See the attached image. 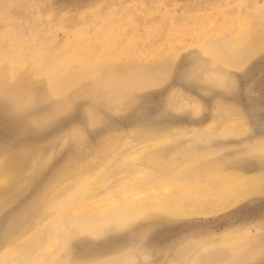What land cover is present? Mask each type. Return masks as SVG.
Returning a JSON list of instances; mask_svg holds the SVG:
<instances>
[{
	"label": "rangeland",
	"instance_id": "obj_1",
	"mask_svg": "<svg viewBox=\"0 0 264 264\" xmlns=\"http://www.w3.org/2000/svg\"><path fill=\"white\" fill-rule=\"evenodd\" d=\"M0 264H264V0H0Z\"/></svg>",
	"mask_w": 264,
	"mask_h": 264
},
{
	"label": "bare ground",
	"instance_id": "obj_2",
	"mask_svg": "<svg viewBox=\"0 0 264 264\" xmlns=\"http://www.w3.org/2000/svg\"><path fill=\"white\" fill-rule=\"evenodd\" d=\"M84 53V58L87 59L89 58L90 55H92V49H83ZM72 57V56H71ZM69 57V58H71ZM66 60V59H65ZM234 127V126H233ZM144 151V150H143ZM141 153V152H140ZM132 155L129 157V160H134L135 162V157L138 155L131 153ZM191 161V160H190ZM183 170V169H182ZM186 170V169H185ZM221 171V170H219ZM96 172V171H95ZM224 172V171H223ZM223 172H216V173H209L205 176L202 177V179L199 180V182H196L195 184H192V182L188 181V183H184L186 188H187V196L185 199H189L190 202H183L182 198L180 197V191L170 188L171 185H176L175 183H179L176 180H162L159 183L162 185L165 190H170L172 191L171 194L174 195L176 194L178 197H172V200L174 203H176L177 206H181L183 208L182 210L188 211L189 213L198 215V214H208L211 213L213 210L216 208H219L221 206L227 205L228 201L234 198H237L241 196L243 193H245L250 186L252 185V182L249 180H245L243 178H240L238 176H231L229 173H223ZM103 173V172H102ZM105 173V172H104ZM109 173V172H108ZM104 177V175H102ZM183 177V176H182ZM201 177V176H200ZM170 178V177H169ZM183 179V178H182ZM253 179V178H252ZM6 181H9L8 177H5ZM256 180V179H255ZM262 180V179H261ZM146 181V180H145ZM186 181V180H185ZM258 181V180H257ZM93 182V181H92ZM147 182V181H146ZM181 182V181H180ZM262 182V181H261ZM156 183V182H155ZM87 184L86 182L82 184L81 189L83 191H90L91 188L93 189L96 184ZM100 184V183H99ZM258 184V183H257ZM155 185V184H154ZM153 185V186H154ZM179 185V184H178ZM197 185V188L194 189ZM256 185V183H255ZM146 186L145 184L140 187V189H145ZM152 187V186H151ZM156 187V186H155ZM154 187V188H155ZM181 187V186H180ZM257 187V185L255 186ZM128 188V187H127ZM162 189V188H161ZM127 190V189H126ZM134 190V189H133ZM185 191V190H184ZM192 193H191V192ZM128 193V192H127ZM166 193V192H165ZM86 194V193H84ZM131 194V193H130ZM128 194V195H130ZM121 195V193H120ZM138 195V193H137ZM245 195V194H244ZM75 196V195H74ZM172 196V195H171ZM76 197V196H75ZM134 197V196H133ZM138 197V196H137ZM78 200V199H77ZM107 200L113 201L112 204L107 205L108 207L104 209V211H98L96 215H99L103 218H106L107 216H111L113 213L112 211H121V212H129L131 209H133V206H135L132 203H125L123 202L122 199H117L115 200L114 198H109ZM75 201V200H74ZM132 202V201H128ZM171 203V202H170ZM100 204V203H99ZM230 206V205H229ZM86 208V207H85ZM84 208V209H85ZM102 208V209H103ZM88 210V208H86ZM98 210V209H97ZM82 211V210H81ZM89 211V210H88ZM177 211V210H176ZM181 211V210H180ZM80 212V211H79ZM91 212V211H90ZM93 212V211H92ZM120 213V212H119ZM187 213V212H186ZM188 213V214H189ZM88 214V212H87ZM85 214L86 216H88ZM111 214V215H110ZM114 214V213H113ZM83 215V216H85ZM91 215V214H90ZM127 214L125 213V216ZM128 216V215H127ZM89 217V216H88ZM98 217V216H97ZM96 217V218H97ZM84 218V217H83ZM87 218V217H85ZM93 219V218H92ZM100 218H98L99 220ZM91 220V219H90ZM6 252V250L4 251ZM5 254V253H4ZM4 256V255H3ZM11 261V260H10ZM8 262V261H7Z\"/></svg>",
	"mask_w": 264,
	"mask_h": 264
}]
</instances>
